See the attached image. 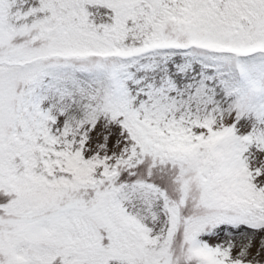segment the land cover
Instances as JSON below:
<instances>
[{
    "label": "snow or ice",
    "instance_id": "1",
    "mask_svg": "<svg viewBox=\"0 0 264 264\" xmlns=\"http://www.w3.org/2000/svg\"><path fill=\"white\" fill-rule=\"evenodd\" d=\"M0 264H264V0H0Z\"/></svg>",
    "mask_w": 264,
    "mask_h": 264
}]
</instances>
